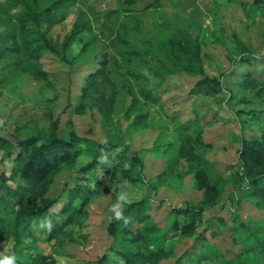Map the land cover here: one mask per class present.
<instances>
[{"label":"rangeland","instance_id":"374dc122","mask_svg":"<svg viewBox=\"0 0 264 264\" xmlns=\"http://www.w3.org/2000/svg\"><path fill=\"white\" fill-rule=\"evenodd\" d=\"M49 1L38 0L40 6ZM9 2L0 0V42L15 28V14L23 7L20 3L10 6ZM111 8L118 12L107 20L106 11ZM78 15L89 20L91 29L79 32L64 48ZM39 30L55 47L42 49L40 62L32 59L14 69L0 61V119L4 120L0 136L5 139V146H0V171L9 173L13 164L9 144L47 129L53 122L62 132L73 130L98 141H113L117 147L109 152L107 165H101L91 177V184L99 182L101 190L89 201L82 225L66 226L61 242H57L47 240L48 232L33 229L31 222L20 232L18 241L3 244L0 254L15 253L22 259L44 254L53 264H97L101 257L102 264H124L119 252L134 245L123 241L120 231L116 235L110 232L112 223L124 225L115 221L110 211L121 191H127L133 201L145 199L158 235L163 234L160 244L173 251L156 264H190L199 257L198 264H232V257L240 249L255 245L254 232L264 231L255 221H261L264 228V208L248 197L243 182L236 185L234 169L240 134L250 136L264 129V85L259 94L256 89L239 85L246 71L264 78V57L253 64L235 57L248 50L264 55V0L261 5L254 0H63L53 9L52 19L41 22ZM113 30H119L136 48L148 51L145 56L149 61L129 60L116 53L115 34L110 32ZM184 34L197 42L204 74L222 73L223 89L217 93L192 91L204 74L164 67L157 59L168 57L170 37ZM112 55L118 57L120 66L111 68L107 63V75L98 77L106 93L112 86L116 91L113 110L104 119L98 110L96 91L91 88L89 95H82L81 84L88 73L97 70L103 57ZM131 70L134 75L126 72ZM140 88L156 98H146ZM229 91L234 93L232 99ZM132 93L148 112L147 127L130 125L127 108ZM248 109H255L256 114L248 115ZM236 110L243 112L239 115ZM194 119L206 145L199 149L203 158L189 162L177 154L178 132L181 125ZM132 150L141 159L140 165L126 163L132 170L126 177L111 172L110 160L115 153L124 151L130 158ZM86 160L83 154L74 166L59 169L47 194H58L67 178L77 174V167ZM199 166H204L210 179L220 185L217 204L204 211L205 223L198 226L199 232L174 236L170 229L174 219L171 208L202 197L194 178ZM64 199L63 195L43 218L60 221ZM138 225L130 218L127 226L134 229Z\"/></svg>","mask_w":264,"mask_h":264},{"label":"trees","instance_id":"16d2710c","mask_svg":"<svg viewBox=\"0 0 264 264\" xmlns=\"http://www.w3.org/2000/svg\"><path fill=\"white\" fill-rule=\"evenodd\" d=\"M63 0H51L43 6L39 5L38 0L32 3L25 0H10L9 5L20 3L23 5L16 15L17 24L11 28L8 38L0 42V61L6 62V66L18 69L23 62L41 61L42 49L55 50L53 44L39 30L42 21H50L52 12ZM161 2V0H155ZM230 1V0H220ZM263 0H254V3L261 5ZM118 9L111 8L106 11V19H111L117 15ZM81 13H83L81 11ZM80 13V14H81ZM131 16V15H130ZM115 25V22L112 21ZM126 29L124 24H120ZM91 29L89 20L82 15L75 19L68 38L64 41L65 48L71 40L82 30ZM119 30H113L116 44L115 51L122 58H137L143 62L149 61L146 54L148 51L136 48L126 38L120 34ZM169 55L164 59H159L164 67H178V69L188 73L200 72L204 74L202 66L199 64V48L197 42L184 34L180 38L170 37L168 39ZM86 46L83 45L81 50ZM131 54V56L127 55ZM65 56V55H64ZM154 58V55H152ZM264 55H257L253 50L245 53H239L236 59L241 62L253 64ZM118 57L115 55L105 56L100 61L97 70L88 73L82 81V95H89L91 88L96 91V100L98 110L102 118H109L116 100L115 86L110 93H106L100 88L98 77L107 75L110 67L120 66ZM107 71H106V64ZM150 63V62H148ZM105 67V70H104ZM173 69V68H172ZM41 72V71H40ZM129 74H135L134 71H126ZM43 73V72H41ZM222 73L218 76H208L204 74L196 80L192 91L206 94L217 93L223 89L221 81ZM239 85L243 89L259 90L264 85V78L253 75L246 71L241 74ZM146 98L155 99L153 95L147 93V90L140 88ZM234 97V93L229 91V99ZM239 100H244L243 98ZM144 103L139 97L132 93L131 103L127 112L130 115V125L133 128L147 127L148 112L143 109ZM240 115L241 110L235 111ZM248 115L256 114L255 109H248ZM254 118V117H253ZM196 119L189 120L179 128V140L177 154L179 157L191 162L196 159H202L200 147L206 145L202 140L201 127L196 126ZM195 123V124H194ZM5 139L0 136V146L4 145ZM107 146L103 141H98L92 137L79 135L73 130L62 132L59 130L58 123L53 122L47 129H41V132L30 134L22 138H17L13 144H9V155L12 154L13 162L9 173L0 171V250L7 241L16 242L19 240L20 232L31 224L33 220H39L49 214V209L64 195L60 213L62 219L58 222H52V231L47 233V240L61 242L65 234V228L71 223L82 225V218L86 215L89 201L99 193L101 185L95 181L91 184V177L96 169L107 165L106 158L109 152L113 150L116 143L107 140ZM117 147V146H116ZM203 150V149H202ZM101 152L105 153V159H101ZM85 155L87 160L81 163L77 169V174H72L64 182L60 192L54 196L48 195V188L52 185L54 177L59 169L70 168L76 164L81 155ZM237 163L234 173L237 177L236 185L244 186L249 198L254 200L255 205L264 208V129L254 135L246 136L240 134L239 147L236 151ZM137 152L132 150L130 158L125 157L124 151L115 153L114 159L110 160L111 172L129 176L132 170H129L128 164H139L141 159L137 157ZM195 184L202 189V197L195 202L185 201L184 205L173 206L171 208L174 214L170 229L174 236H189L198 231V226L205 223L204 211L217 204L220 193V185L217 181H212L204 166H199L194 170ZM72 184H69V181ZM9 181H17L12 184ZM91 184V185H90ZM125 216H129L139 225L132 229L128 226H117L115 223L110 225V232L116 235L121 232L123 241H129L133 248L121 249L119 254L123 258L124 264H156L162 258L172 255L173 251L169 247L160 244L163 234L158 235V227L150 218L146 211L145 199L141 198L126 207ZM238 213L233 217L237 218ZM178 216H180L178 218ZM258 227L263 228L262 222L255 221ZM232 228V227H231ZM117 231V232H116ZM199 232V231H198ZM255 234V245H249L240 249L232 257V264H264V231ZM58 242V241H57ZM253 257V259H252ZM104 259L99 258L97 264H102ZM201 257L193 259L190 264H198ZM17 264H53L51 258L44 254H37L29 259L17 257Z\"/></svg>","mask_w":264,"mask_h":264},{"label":"clouds","instance_id":"9594fccd","mask_svg":"<svg viewBox=\"0 0 264 264\" xmlns=\"http://www.w3.org/2000/svg\"><path fill=\"white\" fill-rule=\"evenodd\" d=\"M4 125V120L0 119V127ZM104 145L107 146L108 141H103ZM101 159H105V153L101 152ZM133 200L130 199L129 193L127 191H121V193L116 197V202L111 205L110 211L113 214L115 221H122L125 226L130 223V217L125 216V209L127 206L131 205ZM31 227L36 229L37 227L47 232H51L53 228V223L50 219L40 218L39 221L33 220ZM0 264H17V257L15 253L10 254H0Z\"/></svg>","mask_w":264,"mask_h":264}]
</instances>
